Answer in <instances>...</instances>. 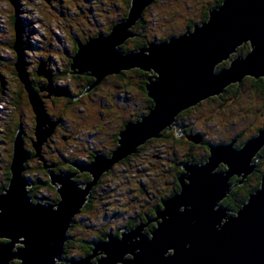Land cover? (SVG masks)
I'll use <instances>...</instances> for the list:
<instances>
[{"label":"water","instance_id":"water-1","mask_svg":"<svg viewBox=\"0 0 264 264\" xmlns=\"http://www.w3.org/2000/svg\"><path fill=\"white\" fill-rule=\"evenodd\" d=\"M11 1L17 6V0ZM151 1L133 0L128 20L119 21L111 34L101 33L84 44L78 43L71 64L73 74L95 78L83 94L108 74L121 73L122 69L136 67L150 72L146 83L148 96L154 101L150 114L141 122L125 124L119 133V145L109 157L96 154L91 164L68 162L80 172L90 173L92 181L82 184L83 181L73 179L72 172L48 170L59 195L56 203L35 202L31 196L32 180L24 175L31 155L20 128L9 165V184L0 192V238L7 239L0 241V264H61L66 260L65 244L73 237L69 230L74 218L89 202L92 188L105 171L136 153L148 139L162 137V129L169 125L171 129L172 120L181 111L202 99L219 96L228 85L241 83L246 76L264 78V0H224L220 7L210 9L206 22L195 24L193 30L187 29L161 43L152 42L139 52H123L119 45L136 35L128 27L137 23L144 6ZM17 29L16 67L25 74L21 59L23 36ZM247 43L250 50L245 55L231 58ZM227 60L229 66L218 70V65ZM39 75L51 83L50 72ZM25 78L21 76L24 81ZM46 87L51 95L60 96L53 86ZM28 90L38 122L39 142L33 141V148L35 157L43 160L42 146L57 122H50L51 116L38 91L32 85ZM47 121L52 127L43 129ZM188 138L199 143L201 135ZM237 141L209 145L205 163L183 164L184 172L178 177L181 189L163 201L157 218L147 215L148 222L132 231L120 235L110 232L109 241L84 239L94 244L93 254L66 261L91 264L93 257L105 253L96 264H264V175L260 188L235 214L222 204L236 185L243 184L255 172V158L264 147V128L240 147ZM233 176L241 179L232 185ZM152 221H156L155 227L145 234L143 228ZM17 243L21 246L16 247ZM126 253L132 257L124 258Z\"/></svg>","mask_w":264,"mask_h":264},{"label":"rangeland","instance_id":"rangeland-1","mask_svg":"<svg viewBox=\"0 0 264 264\" xmlns=\"http://www.w3.org/2000/svg\"><path fill=\"white\" fill-rule=\"evenodd\" d=\"M128 1L133 0H17L15 6L11 0H0V187L6 178L5 172L11 163L14 140L20 128H23L22 134L25 133V140L22 137L28 150L31 149L29 141L32 146L33 141L39 142L36 135L37 116L32 108L28 88L31 89L33 78H40V73L49 75L50 72L52 81H48V86H53L54 90L60 92V96L51 100V96L56 95H51L45 86L38 91L42 99L46 93L43 100L51 116L50 122L57 123L54 124L52 135L47 137L42 146L43 160L36 158V151L32 150L34 153L27 164V172H24L32 180L29 190L35 202L40 200L43 203H54L49 200L54 199L53 190L49 186L44 183L34 184L37 180L51 181L48 170L56 173L72 172L75 181H83L80 173L86 172H80L68 162L91 164L94 154L109 157L116 149L115 140L118 138L119 141L118 133L123 125L137 120L141 122L142 117L150 114L149 110L153 106H149L146 95L140 90L147 81L145 76L140 75L139 68L122 69L121 72L126 73L124 76L120 72L108 74L103 82L84 94L86 88L94 82H86L89 75L75 74V78L63 73L71 60L74 63V51L79 46L75 43L84 44L101 33L111 34L113 30L107 31L113 23L128 20L123 19L129 6ZM214 2L216 0H152L141 12L145 23L136 28L135 32L148 44L138 48L135 35L127 38L119 45V49L123 45L126 48L123 52H139L142 48H148L152 42L161 43L181 35L189 21L201 23L204 11ZM134 27L133 24L128 30L132 32ZM17 28L23 36L21 59L25 63V74L16 67L19 59L14 50ZM241 54H233L231 58ZM228 61L220 63L217 68L222 64L227 65ZM19 63L21 65V61ZM75 70L79 71L78 68ZM21 76L26 77L25 81ZM253 82L242 80L241 83H232L233 92L225 93L224 90L223 93L227 94L224 98L216 100L215 96H211L181 111L172 120L171 129L170 125L162 129V132L168 131L169 134L160 139H148L138 146L137 154L129 157L128 161L117 162L105 171L89 195V202L92 198L91 208L75 216V224L72 223L69 230V235L73 237L64 251V259L83 258L85 256L82 255L87 253L86 256L92 255L95 246L93 244L90 251L84 239L100 240L103 236L109 241L110 232L120 235L123 231H132L147 223V216L141 221L137 215L145 214L150 205L158 204L162 197L171 194L178 168L187 162L200 164L208 160L205 151L201 152L202 143L209 147L238 139L240 147L247 139L258 135L264 128V93ZM61 92H68L69 95L62 96ZM16 122H20L22 127L19 126L15 131ZM48 123L44 124L43 129L52 127ZM13 130L15 136L13 142H10ZM194 134L201 135L199 143L188 138ZM191 150L201 156V160L196 157L188 159ZM263 150L264 147L258 155ZM263 166L264 163L260 167L263 169ZM183 172L184 169H180L179 176ZM235 177L231 181L241 179ZM93 179L91 177L84 181ZM148 216L150 219L157 218V212ZM143 232L150 234L146 229ZM64 262L69 261L64 260L61 264Z\"/></svg>","mask_w":264,"mask_h":264},{"label":"trees","instance_id":"trees-1","mask_svg":"<svg viewBox=\"0 0 264 264\" xmlns=\"http://www.w3.org/2000/svg\"><path fill=\"white\" fill-rule=\"evenodd\" d=\"M223 1L224 0H216V2H214V3H211L210 4V6L209 7H207V9L204 11V13H203V17H202V20H201V23H198V24H202V23H204V22H206L207 20H208V15H209V11H210V9H212V8H216V7H220V5L223 3ZM128 4H129V6L126 8L127 10H126V12H125V14H124V18L123 19H126L127 17H128V14H129V11H130V7H131V5H132V1H128ZM120 21V20H119ZM123 21V20H122ZM145 23V21H144V16H141V18L138 20V22L135 24V29H133L135 32H136V28H138L140 25H143ZM195 23L197 24V21H189V24H188V26H187V28H185V30L183 31V33L187 30V29H190V30H193V27H194V25H195ZM117 23L115 22V23H113L112 24V26H110V29H108V31L107 32H110L111 30H112V28L116 25ZM100 33V32H99ZM99 33H96L95 35H97V34H99ZM182 33V34H183ZM94 37V36H93ZM137 37H139V35H138V33H137V35L134 37V38H136L135 40H137L138 41V48H140V47H142L143 45H146V44H148V42L146 43L145 42V40L143 39V38H141L140 39V37L139 38H137ZM163 40H165V39H163ZM76 45H78L77 43H75ZM123 47H125V46H121V50L122 51H126ZM250 50V43H247V45H245V46H242V47H240V49H239V51H238V53L240 54V53H243V55H245L248 51ZM78 51V46H76V48H75V51H74V55L76 54V52ZM72 61V60H71ZM71 61H70V63H69V65L67 66V69L65 70V71H63V73H64V75H68L69 77H75L74 75L75 74H73L72 72H73V70H72V68H71ZM229 63H227V65H225V64H222L221 65V67H219L218 68V70H221V69H224V68H227V66H229V64H230V61H228ZM139 70V69H138ZM139 73H140V75L142 74L143 76H145V78L147 79V77H148V73L146 72L145 73V71H143V70H140L139 71ZM124 74H126L125 72H121L120 73V75H122V76H124ZM141 75V76H142ZM43 77V76H42ZM43 78H45V77H43ZM76 78V77H75ZM46 79V83H44L43 85L44 86H46L47 84H48V79L47 78H45ZM245 80H248V81H254L252 84L254 85V86H256V88L257 89H259V90H261L263 93H264V79H262V78H253L252 76L250 77H245L244 79H243V81L245 82ZM93 81H95V78H93L92 76L90 77H88L87 79H86V82H88V84L89 83H92ZM143 84H146V83H143ZM40 85H42V84H40ZM39 85V86H40ZM32 86H33V88L35 89V90H37L38 88H40V87H36V86H34V84H32ZM142 88H140V90L143 92V94H145L146 95V97H147V100L149 101V106H153L154 105V101L148 96V93H147V89H146V85H142L141 86ZM234 87H239V85H234ZM233 86H229V87H226L225 88V93H227V92H233ZM225 93H223L222 95H220V96H215L214 98L217 100V99H222V98H224V96H226L227 94H225ZM151 107H149V109L151 108ZM189 110V109H188ZM188 110H186V112L188 111ZM19 127V126H18ZM124 127H125V124L123 125V129H124ZM18 129V128H17ZM16 129V130H17ZM168 131H164V132H162V136L163 137H165V135H167V134H169V133H167ZM171 134H173V135H175L176 133H173V132H171ZM119 135V134H118ZM195 135V134H194ZM14 136H15V133H14ZM162 137V138H163ZM174 137V136H173ZM176 137V136H175ZM155 139H160V138H155ZM119 145V143L115 146L116 148H117V146ZM202 145V150H201V152L202 151H205V153L206 154H204V155H207V156H209V147H208V145H205V143H202L201 144ZM32 150H34V148L32 149H29L28 151H29V153H30V155L31 154H33L34 152L32 151ZM193 152V150H191L190 151V153L191 154H189V157H188V159H190L191 157H196V158H199V160H201V156H198L196 153H192ZM135 154V153H134ZM137 154V153H136ZM196 154V155H195ZM199 154H201V153H199ZM96 154H94V156H95ZM133 155V154H132ZM132 155H130V156H128L127 158H125V159H123L122 161H128L129 159V157H131ZM32 156V155H31ZM195 158V159H196ZM93 159H94V157H93ZM92 159V160H93ZM256 159V158H255ZM257 159H258V165H257V168H256V170H255V172L254 173H252L246 180H245V182L243 183V184H238V185H236L233 189H232V191L230 192V194H229V196L228 197H226L224 200H223V202L222 203H224V204H227V205H229V207L230 208H233L234 210H238L246 201H247V199L249 198V196L253 193V192H255L257 189H259L260 188V185H261V179H262V177H263V175H264V166H263V169H262V167H260L261 166V164L262 163H264V150L258 155V157H257ZM29 163V162H28ZM223 168H225L224 166H222ZM179 169V168H178ZM180 169H182V168H180ZM179 169V170H180ZM47 173H48V171H47ZM88 175V179L90 180L91 179V175H90V173H88V172H86ZM49 174V173H48ZM176 174H177V180H178V176H179V172H177L176 171ZM10 175H11V172H10V168H8V181H7V183H6V185H4V187L6 186H8V184H9V178H10ZM253 180V183L251 182ZM38 181L39 182H42V183H44L45 184V186L47 185V186H49V188L51 189V190H53V193H54V199L52 200V198H49V200L51 201V202H54V201H58L59 200V195L57 194V192H56V188L54 187V186H52L49 182H50V180H47L48 182H43V181H41V180H37V181H35V185L38 183ZM239 180H236V181H231V183H233V184H236V182H238ZM179 182V181H178ZM180 184V183H179ZM41 185V184H40ZM49 189V190H50ZM180 189H181V186H179V188H178V192L180 191ZM50 190V191H51ZM177 192V193H178ZM167 199V198H166ZM48 202V201H47ZM91 208V206H90V204L88 205H86L82 210H87V209H90ZM81 210V211H82ZM75 219V218H74ZM75 224V221L73 222V225ZM150 224H153V223H150ZM72 225V226H73ZM71 226V227H72ZM150 226V225H149ZM148 226V228H147V230H149L150 232H151V230L155 227V224H153V225H151L150 227ZM71 230V229H70ZM70 243H71V240L69 239L68 241H67V243L65 244V250H67V247L70 245ZM85 243V242H84ZM86 248H90V250H91V248L92 247H86ZM65 258H66V256H65ZM66 260H67V258H66ZM69 260V259H68ZM63 264H68L67 262H64Z\"/></svg>","mask_w":264,"mask_h":264},{"label":"flooded vegetation","instance_id":"flooded-vegetation-1","mask_svg":"<svg viewBox=\"0 0 264 264\" xmlns=\"http://www.w3.org/2000/svg\"><path fill=\"white\" fill-rule=\"evenodd\" d=\"M14 20V19H13ZM92 37V36H91ZM247 45V44H246ZM88 78V77H87ZM84 79H86L85 77H84ZM38 81H41V82H38ZM40 83L42 84V85H40ZM44 83H46V79L45 78H43L42 76H40V78H36V79H34L33 78V84H34V86H36L37 88L38 87H40V88H45L44 87ZM38 84V85H37ZM40 85V86H39ZM40 88H38L37 89V91H39L40 90ZM45 92V91H44ZM43 93V92H42ZM46 96V93L44 94V97ZM44 97H43V99H44ZM52 97V99L51 100H55L56 98H59L58 96H56V97H54V96H51ZM61 98V97H60ZM74 99V98H73ZM43 101H45V100H43ZM18 126H20V127H22L21 126V123L20 122H16L15 123V131H16V129L18 128ZM22 129V128H21ZM122 129H123V127H122ZM121 129V130H122ZM15 131L13 130L12 131V136H10V142H13V137H14V133H15ZM22 132H23V129H22ZM119 134V133H118ZM23 137H24V140H25V133H23ZM31 141H29V144H31L30 146H31V148H33V146H32V142L30 143ZM48 143H49V141H48ZM118 144V138H116V140H115V145H117ZM92 154V153H91ZM206 154V153H205ZM92 156H93V154H92ZM205 157H208L207 155H205ZM92 158V157H91ZM41 163V162H40ZM9 166V165H8ZM223 166V165H222ZM221 166V167H222ZM8 168L9 167H7V171L5 172V175H6V178L4 179V182H3V185L0 187V192H2V191H4V189L6 188V186L4 187V185H6V183H7V181H8ZM223 168V167H222ZM177 172H179L180 173V170L178 169V171ZM88 174L87 173H84V174H82V173H80V176L82 177L83 176V182H81L82 184H84L86 181H84L85 179H88L87 176ZM237 177H235V179H236ZM238 179V178H237ZM179 186H180V184H179V182H178V180H177V174L175 173V178H174V183H173V187H172V189H171V194L168 196H166V198H168V197H170V196H172V195H174V194H176L177 192H178V188H179ZM93 194V193H92ZM94 195V194H93ZM165 198V197H164ZM163 197H162V200L160 201L159 200V203L158 204H156V203H154L153 205H150L149 206V209H148V211L147 212H145V214H138L137 215V218L138 219H141V221L147 216V215H149V214H152L153 212L155 213V212H157V210H160V209H162L163 208V206H162V201H164L165 199H164ZM92 199V198H91ZM91 199H90V202H88L87 204L89 205H91ZM164 199V200H163ZM56 201H54V203H55ZM223 205L224 206H227L232 212H236V210H234L233 208H230L229 207V205H227V204H224L223 203ZM82 211H85V209L84 210H82ZM230 211V212H231ZM231 212V214H234V213H232ZM149 213V214H148ZM135 222V221H134ZM134 222L133 223H131L132 225L134 224ZM153 224H155L156 225V222H152ZM153 224H150V226L151 225H153ZM149 226V227H150ZM149 229V228H148ZM147 230V229H146ZM119 233H120V231H119ZM118 235V234H117ZM106 238L105 237H103L102 236V238H100V240H105ZM92 245H93V243L92 242H87V247H92ZM91 249H93V248H91ZM90 251H92V250H90ZM90 253V252H89ZM88 254V253H87ZM87 254H84V255H82V256H86ZM93 262L94 263H96L97 262V258H95V259H93Z\"/></svg>","mask_w":264,"mask_h":264},{"label":"bare ground","instance_id":"bare-ground-1","mask_svg":"<svg viewBox=\"0 0 264 264\" xmlns=\"http://www.w3.org/2000/svg\"><path fill=\"white\" fill-rule=\"evenodd\" d=\"M151 2H152V1H151ZM208 13H209V12H208ZM208 16H209V15H208ZM126 21H127V20H126ZM195 24H196V23H195ZM134 25H135V24H134ZM132 33L135 34V31H132ZM178 36H179V35H178ZM132 37H134V36H132ZM128 39H129V38H128ZM156 43H157V42H156ZM145 46H146V45H145ZM240 47H241V46H240ZM240 47L237 49V53H238ZM237 53H236V54H237ZM232 55H233V54H232ZM16 61H17V60H16ZM227 67H228V66H227ZM126 71H127V70H126ZM145 73H146V71H145ZM89 76H90V75H89ZM148 76H149V75H148ZM146 81H147V79H146ZM102 82H103V81H102ZM22 83H23V82H22ZM26 90H27V89H26ZM66 96H67V95H66ZM211 98H212V97H211ZM206 100H208V98H207ZM32 108H33V107H32ZM149 111H150V110H149ZM149 111H148V112H149ZM95 113H96V112H95ZM34 114H35V113H34ZM35 115H36V114H35ZM147 115H148V114H147ZM180 128H181V127H180ZM165 129H167V128H165ZM186 136H187V135H186ZM187 137H188V136H187ZM152 139H153V138H152ZM151 141H152V140H151ZM148 142H149V141H148ZM192 142H193V141H192ZM13 147H14V146H13ZM114 150H115V149H114ZM108 155H109V154H108ZM206 160H207V159H206ZM72 166H73V165H72ZM26 172H27V171H26ZM255 173H256V172H255ZM139 174H140V173H139ZM141 174H142V173H141ZM116 175H117V174H116ZM250 175H251V174H250ZM250 175H248V176L244 179V182H245V180H246ZM139 176H140V175H139ZM29 179H30V178H29ZM239 180H240V179H239ZM244 182H243V183H244ZM37 184L40 185V184H43V183L38 181ZM222 204H223V203H222ZM155 218H156V217H155ZM155 218H154V219H155ZM157 220L160 221L159 219H157ZM157 220H156V221H157ZM156 221H152V222H156ZM152 222H150V223H152ZM150 223H149L147 226H145V227L143 228V230H144V229H147L148 226L150 225ZM145 224H146V223H145ZM94 227H95V226H94ZM0 240H1V241H7V239H4V238H3V239L0 238ZM19 246H21V243H17V244H16V247H19ZM97 252H101V250H98ZM104 255L106 256L105 253L97 254V255H96V257H97V261H98L99 257H101V256H102V257H105ZM131 257H132V254H131V253H126L125 256H124V258H131ZM100 259H101V258H100ZM68 263H69V262H68ZM96 263H97V262H96ZM116 264H121V262H117Z\"/></svg>","mask_w":264,"mask_h":264}]
</instances>
